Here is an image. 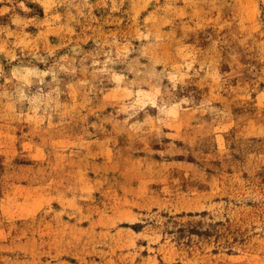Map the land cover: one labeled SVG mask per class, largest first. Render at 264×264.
Segmentation results:
<instances>
[{
	"label": "rangeland",
	"instance_id": "374dc122",
	"mask_svg": "<svg viewBox=\"0 0 264 264\" xmlns=\"http://www.w3.org/2000/svg\"><path fill=\"white\" fill-rule=\"evenodd\" d=\"M0 264H264V0H0Z\"/></svg>",
	"mask_w": 264,
	"mask_h": 264
}]
</instances>
